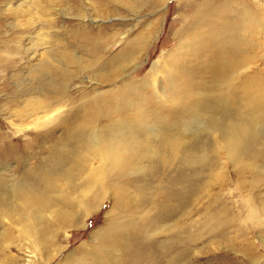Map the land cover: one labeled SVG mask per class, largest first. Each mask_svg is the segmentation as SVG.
<instances>
[{"label": "bare ground", "instance_id": "1", "mask_svg": "<svg viewBox=\"0 0 264 264\" xmlns=\"http://www.w3.org/2000/svg\"><path fill=\"white\" fill-rule=\"evenodd\" d=\"M179 1H184L179 5L181 24L167 39L174 45L141 79L127 71L147 49L150 41L144 35L128 41L115 56L99 54L85 63L74 55V65L83 71L94 69L98 85L110 89L85 95L79 108L71 104L74 110L57 125L61 108L44 109L39 99L38 104L27 103L30 112L24 120L35 115V106L43 109L25 125L43 130L31 134V143L25 140L28 133L11 138L0 125V159L31 166L21 177L0 179V264H31L36 252H29L33 259L24 263L12 257L3 261L5 248L24 237L36 249L41 228L52 238L56 225H76L78 209L88 217L108 195L115 200L114 208L137 200L140 204L129 211L126 221L108 214L105 228L94 232L92 249L72 254L67 264H155L156 255L157 264H182V251L175 252L183 241L178 231L172 239L154 238L171 231L182 210L213 184L209 179L196 185L195 167L215 162L205 155L196 160V144L205 141L202 133L228 154L238 188H255L245 180L259 179L264 172V75L247 69L264 49V11L253 0H201L188 15L192 1ZM56 62L62 68V60ZM64 72L63 77L70 79L72 72ZM171 168L174 177L168 175ZM124 179H133L130 187L120 183ZM248 209L250 220L261 225V203ZM213 217L220 226L231 223L220 212ZM245 256L253 264L260 261L252 247Z\"/></svg>", "mask_w": 264, "mask_h": 264}, {"label": "rangeland", "instance_id": "2", "mask_svg": "<svg viewBox=\"0 0 264 264\" xmlns=\"http://www.w3.org/2000/svg\"><path fill=\"white\" fill-rule=\"evenodd\" d=\"M190 1L193 5L186 9L188 15L190 8L197 10L201 6V0ZM253 1L264 11V0ZM183 3L184 1L179 0H0V125L4 126V132L10 133L11 138L28 133L25 140L31 143L34 139L31 134H38L43 130L25 128V125L28 126V120L34 121L36 116L42 115L43 109L35 106V115L24 120L30 112L27 103L32 101L31 104H34L35 99H39L43 102L40 105L44 109L61 108L54 122L57 125L70 109L74 110L71 104L79 108L85 95L93 94L98 89H110L107 85H98L100 81L94 77V69L83 71L80 65H74V55L83 57L86 59L85 63H90L92 59H98L99 54L103 58L115 56L128 41L138 35L147 36L150 42L146 51L127 71V75L141 79L148 73L152 63L160 59L162 52L173 47V42L167 43V39H172L173 29L181 24L179 5ZM173 22L178 24L173 25ZM47 41L50 45L43 46L42 43ZM44 50L48 51L43 55ZM48 54L52 55L51 62ZM258 57L259 60L256 59L254 64L249 65L247 73L256 71L264 75V49H261ZM60 59L62 68L57 67L56 61ZM141 67L145 69L139 75ZM65 70L72 72L70 79L63 77ZM22 124L24 125L18 128L23 131L18 132L16 126ZM200 132L202 130H198ZM60 135L58 132L57 136ZM202 136L205 141L196 144L199 148H196V160L205 155L206 159H213L215 162L212 161L211 167H195L196 185L209 179H212L213 184L203 193H196L195 202L182 210L180 219L173 224L171 231L163 232L154 239H172L173 232L178 231L183 241L175 252L182 251V264H253L245 256L248 247L256 252L260 260L257 264H264V218L261 225L256 226L249 218L248 209L249 205L259 202L264 207V172L259 179L249 176L245 180L248 185H255V188L248 186L239 189V181L233 165L230 166L228 154L213 145L215 139L212 136L207 133H202ZM38 149L40 150H36ZM25 159L27 160L26 156ZM24 165L0 159L1 181L23 176L31 167L27 163ZM172 169L168 170V175L174 177L175 170ZM192 169L193 167H189L188 172ZM210 171L215 174L211 175ZM137 177L139 175H133V178ZM132 181L133 179H124L120 183L130 187ZM253 192L258 199L253 198ZM149 196H154V193ZM114 204V198L108 195L101 206L88 217H83L82 211L78 209L79 222L68 227L56 225L52 230V238L41 228L42 239L36 249L31 240L15 238L14 245L10 244L8 249L5 248L3 261L12 257L24 263L25 260L33 259L29 252H36L31 264H67L72 254L82 249L86 254L92 249L95 244L94 232L105 228L108 214L126 221L129 211L140 203L137 200L119 208H114ZM218 212L230 219L228 226H220L216 222L213 215ZM188 238H192V241H188ZM154 251L151 247L150 253ZM157 258V255L154 256L155 264Z\"/></svg>", "mask_w": 264, "mask_h": 264}]
</instances>
